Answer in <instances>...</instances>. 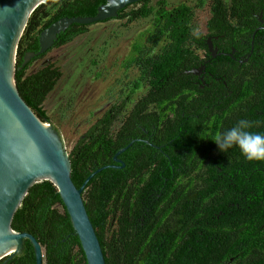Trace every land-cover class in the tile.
<instances>
[{"label":"trees","instance_id":"16d2710c","mask_svg":"<svg viewBox=\"0 0 264 264\" xmlns=\"http://www.w3.org/2000/svg\"><path fill=\"white\" fill-rule=\"evenodd\" d=\"M196 1L197 5L193 7L180 4L167 8L165 1L160 0L156 8L149 5L150 0H142L118 13L116 19L124 21L125 27L139 19L152 17L149 28L137 38L131 54L124 62V67L134 66L142 74L141 78L134 81L136 87L143 81L150 87L147 95L136 106L169 101L181 88V81L185 78L183 73L198 57L196 51L207 52L206 36L199 33L197 38L193 35L195 10L200 9L205 0ZM208 1L211 14L208 35H223L224 40L239 50L240 38L246 36L249 40L253 33L234 30L231 26L237 21L245 24L253 13L264 14V0H230L229 4L221 0ZM106 2L46 0L30 15L17 46L14 81L20 97L41 122L49 121L43 103L55 88L61 73L52 64L43 65L29 74L27 70L52 49L65 46L87 33L90 26L71 25L57 36L50 50L21 68L23 56L27 52L38 51L39 34L54 22L62 18L93 17L97 8ZM253 40L252 55L264 57V32H256ZM130 88L135 89V86ZM126 101L123 100L121 104L125 105ZM114 120L110 109L96 120L69 151L71 181L76 188L91 173L113 163L114 152L122 146L116 145L114 141ZM127 132L128 129L122 130L123 140H127ZM125 184V178L107 168L91 178L82 193L84 207L95 230L105 264H264V177L255 180L258 186L252 193H256L257 198L239 216L244 221L216 226V232L221 230L225 237L215 241L214 249L208 238L199 240L196 246L195 240L188 241V246L182 248L178 240L163 236L162 214L158 212L157 205L154 207L156 214L146 217L144 214L150 207H134V197ZM136 217H143V228L138 220L136 222ZM135 224L138 227L136 235ZM11 228L36 239L43 248L44 264H87L57 189L49 181L35 184L28 190L13 215ZM175 228L171 231H176ZM189 250L193 254H189ZM5 264H34V252L29 241L25 240L21 253Z\"/></svg>","mask_w":264,"mask_h":264},{"label":"flooded vegetation","instance_id":"af4514ba","mask_svg":"<svg viewBox=\"0 0 264 264\" xmlns=\"http://www.w3.org/2000/svg\"><path fill=\"white\" fill-rule=\"evenodd\" d=\"M196 5L193 1L189 6ZM202 9L207 52L196 51L198 57L183 73L185 78L177 94L162 104L136 106L150 87L145 81L136 87L133 81L130 87L134 85L135 89H127L119 100L107 104L96 120L112 109L114 141L122 144L113 157L130 144L117 155L118 162L112 157L111 166L115 168L111 169L126 179L134 207H150L144 215L153 217L157 205L163 236L178 240L182 248L188 241L195 240L196 246L199 240L208 238L214 249L215 241L225 237L221 230L216 232V226L244 221L239 216L257 198L252 193L258 186L255 180L264 177V161H248L236 146L224 153L213 141L241 119L252 123L250 131L264 133V57L252 55L254 34L264 32V14L253 13L245 24H232L234 30L253 33L249 40L241 37L236 50L223 35H208V0L195 11ZM132 45L122 67L137 70L141 78L136 67H124ZM125 99L127 103L122 105ZM123 129H128L127 140H123ZM135 220L143 228V217ZM174 226L176 231H171ZM134 227L136 235L138 227ZM189 254H193L191 250Z\"/></svg>","mask_w":264,"mask_h":264},{"label":"water","instance_id":"95a60500","mask_svg":"<svg viewBox=\"0 0 264 264\" xmlns=\"http://www.w3.org/2000/svg\"><path fill=\"white\" fill-rule=\"evenodd\" d=\"M142 0H107L93 17L62 18L43 30L37 52L23 56L21 68L50 50L57 36L71 25L92 26L116 19L125 7ZM46 0H0V262L5 264L20 254L28 240L34 264H44L42 246L28 233L12 230L13 215L28 190L49 181L57 189L87 264H105L104 256L84 207L82 193L104 166L91 173L79 188L71 181V164L59 131L41 122L20 97L14 81L17 46L32 12ZM209 52L211 43L207 41ZM130 144L127 146L129 147ZM117 152L113 161L118 162Z\"/></svg>","mask_w":264,"mask_h":264},{"label":"rangeland","instance_id":"374dc122","mask_svg":"<svg viewBox=\"0 0 264 264\" xmlns=\"http://www.w3.org/2000/svg\"><path fill=\"white\" fill-rule=\"evenodd\" d=\"M160 0H150L156 7ZM167 8L191 5L196 0H163ZM204 9L198 10L194 29L204 32ZM152 17L139 19L126 27L113 19L89 27L87 33L71 43L54 48L27 70L33 73L43 65L57 67L61 77L43 103L48 123L56 128L67 153L105 109L119 100L138 78L137 70H124L122 61L128 56L133 41L145 31ZM93 114L97 116H92Z\"/></svg>","mask_w":264,"mask_h":264},{"label":"clouds","instance_id":"9594fccd","mask_svg":"<svg viewBox=\"0 0 264 264\" xmlns=\"http://www.w3.org/2000/svg\"><path fill=\"white\" fill-rule=\"evenodd\" d=\"M193 35L198 38L199 29H194ZM252 127L249 120L241 119L232 128L217 134L213 141L224 153L236 146L248 161H264V133L252 132Z\"/></svg>","mask_w":264,"mask_h":264}]
</instances>
